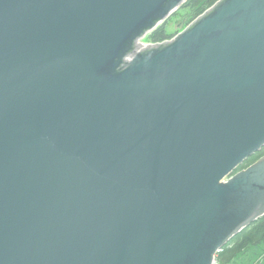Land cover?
<instances>
[{
	"label": "water",
	"instance_id": "obj_1",
	"mask_svg": "<svg viewBox=\"0 0 264 264\" xmlns=\"http://www.w3.org/2000/svg\"><path fill=\"white\" fill-rule=\"evenodd\" d=\"M184 1L0 0V264H212L264 213V0L142 41Z\"/></svg>",
	"mask_w": 264,
	"mask_h": 264
},
{
	"label": "trees",
	"instance_id": "obj_2",
	"mask_svg": "<svg viewBox=\"0 0 264 264\" xmlns=\"http://www.w3.org/2000/svg\"><path fill=\"white\" fill-rule=\"evenodd\" d=\"M224 0H185L179 7L181 20L189 24L203 15L211 7ZM178 9V10H179ZM179 11H175L177 13ZM156 20L155 22H157ZM168 20L143 29L149 42H159L169 39L173 33L167 30ZM134 42L130 43L133 48ZM264 156V146L240 164L235 172L254 164ZM219 258L224 264H264V213L252 221L248 226L236 233L219 253Z\"/></svg>",
	"mask_w": 264,
	"mask_h": 264
},
{
	"label": "rangeland",
	"instance_id": "obj_3",
	"mask_svg": "<svg viewBox=\"0 0 264 264\" xmlns=\"http://www.w3.org/2000/svg\"><path fill=\"white\" fill-rule=\"evenodd\" d=\"M179 9V8H178ZM176 9V11H179L177 13H172L168 18V22H167V30L170 33H173V37L176 36L178 33H180L183 29H185V27L187 26V24H184V22H182L181 20V13L183 12L182 10H178ZM180 31V32H179ZM172 37V38H173ZM143 42L149 43V41L146 38V35L142 38ZM248 168V167H247ZM246 169V168H245ZM237 173V172H236Z\"/></svg>",
	"mask_w": 264,
	"mask_h": 264
},
{
	"label": "built area",
	"instance_id": "obj_4",
	"mask_svg": "<svg viewBox=\"0 0 264 264\" xmlns=\"http://www.w3.org/2000/svg\"><path fill=\"white\" fill-rule=\"evenodd\" d=\"M195 21V20H194ZM193 21V22H194ZM193 22H191V23H193ZM191 23H189L186 27H188ZM185 27V28H186ZM184 30V29H183ZM180 32V31H179ZM179 34V33H178ZM177 34V35H178ZM176 35V36H177ZM176 36H174V37H176ZM173 37V36H172ZM169 38V39H166V40H172L173 38ZM165 41V40H164ZM160 42H163V41H159V42H149V43H160ZM223 250V247H221L218 251H217V253H215V255H214V257H213V261H212V264H224V263H222V261L220 260V258H219V253L221 252Z\"/></svg>",
	"mask_w": 264,
	"mask_h": 264
}]
</instances>
